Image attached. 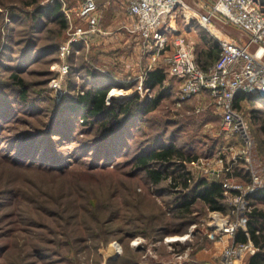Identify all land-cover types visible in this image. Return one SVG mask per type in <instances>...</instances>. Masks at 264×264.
Listing matches in <instances>:
<instances>
[{
  "label": "rangeland",
  "instance_id": "374dc122",
  "mask_svg": "<svg viewBox=\"0 0 264 264\" xmlns=\"http://www.w3.org/2000/svg\"><path fill=\"white\" fill-rule=\"evenodd\" d=\"M49 1L0 0V264H133V260L135 264H155L156 260L157 264H169L175 254L185 253L178 250L187 244L196 249L214 247L216 259L232 239L215 236L209 224L227 213L208 210L197 201L190 214L180 217L182 214L170 207L176 194L162 184L164 191L150 186L144 174L132 167L131 158L142 142L154 146L173 141L186 154L197 156L195 166L186 163L194 176L202 174L201 167L215 168L222 158V175L247 184L241 141L223 133L220 115L207 92L178 102L179 82L168 76L164 85L152 92L144 83L141 93L136 92L139 79L145 78L155 63L142 41L120 28L124 14L105 5L107 0H96L102 13L99 31L75 46L68 80L81 92L80 84L89 85L86 75L92 69L108 81L109 90L123 89L126 98L138 94L145 100L160 94L158 104L138 121L139 128L134 127L133 136H127L112 158L98 155L93 145H88L94 131L86 132L80 122L75 129L65 128L69 117L66 105L71 104L69 81L66 97L58 102L49 89L57 50L67 39L70 24L67 18L65 28L54 18H34L35 11L47 8ZM59 1L64 19L68 11L73 25L86 26L74 12L81 0ZM184 1L194 8H200L198 3H211ZM180 21L178 30L194 42L199 62L215 59L219 46L213 35L193 26L184 30ZM213 23L224 33L240 34L222 19L214 18ZM208 43L216 44L211 58L206 55ZM13 74L24 83L26 98L15 85ZM113 101L121 100L108 103ZM243 107L259 148L257 152L254 141L252 162L260 171L264 168V108L249 102ZM55 117L61 131H66L63 137L50 133ZM118 138H114L116 144ZM28 145L32 147L27 151ZM246 201L250 208L264 211V197L252 194ZM225 206L231 208L227 200ZM185 235L186 239L173 242L174 248L163 243L167 236ZM113 242L118 245V255L108 259ZM152 251L158 258L155 261L147 258Z\"/></svg>",
  "mask_w": 264,
  "mask_h": 264
},
{
  "label": "built area",
  "instance_id": "2783aa9c",
  "mask_svg": "<svg viewBox=\"0 0 264 264\" xmlns=\"http://www.w3.org/2000/svg\"><path fill=\"white\" fill-rule=\"evenodd\" d=\"M197 5L200 8H194L184 0H126L125 13L132 18V22L122 28L142 41L145 52L151 57L150 61L155 63L153 68H163L168 77L177 79L180 95L178 102L201 92H208L220 115L223 133L235 136L243 145L241 153L246 162L248 183L223 175V196L231 204V208L225 218L209 224L215 236L220 238L227 235L232 242L214 261H192L194 264H235L258 250L247 231V213L250 207L246 198L264 188V168L258 171L253 165L254 140L246 116L235 106V100L243 94L264 106V0H211L209 4ZM65 12L70 23L68 36L58 47L57 62L52 67L55 75L48 82L56 102L66 96L65 79L70 71L69 58L77 52L75 44L86 41L99 31L100 21V9L96 0H81L74 9L85 27L73 25L70 14ZM214 18L233 25L239 31V36L216 28ZM180 19L184 30L190 26L195 30H206L217 41L219 56L206 69H201L196 63L194 42L178 30ZM143 79L144 77L139 79L136 89L138 93L142 91ZM124 93L123 89L111 88L106 97L107 103L111 99L126 98ZM197 160L191 161V165L195 166ZM221 163L222 158L215 163V168L201 167V173L206 178L219 177L224 171ZM239 229L247 235L245 242L233 241V236ZM186 238L187 235L167 236L163 241L171 244L177 239L180 241ZM113 243L117 245L116 242ZM188 251L175 254L178 263L181 264L183 259L188 258ZM115 254H118V250Z\"/></svg>",
  "mask_w": 264,
  "mask_h": 264
},
{
  "label": "trees",
  "instance_id": "16d2710c",
  "mask_svg": "<svg viewBox=\"0 0 264 264\" xmlns=\"http://www.w3.org/2000/svg\"><path fill=\"white\" fill-rule=\"evenodd\" d=\"M49 2V8L47 7L35 11L33 15L34 18L35 16L36 18H41L42 16L46 18H54L60 22L63 28L67 27V19L66 16L64 19L62 14L60 1L50 0ZM77 44H75V46H77ZM208 46L209 49L206 51V55L211 58L212 49L216 47V44L213 43L210 45V43H208ZM215 51L217 52L216 58L213 60L209 59L205 63H201V61L199 62V59L196 58L195 52L197 65L201 69H206L218 58L220 51L219 47L216 48ZM86 76L89 85L86 82L81 83V92L75 89V84L71 83V79L68 80L69 74L66 77V86L69 81V87L72 91L70 93L71 100L69 101L71 104L66 105V107L69 108V117L72 113L77 115L75 119L67 116L68 122L67 120L65 121V128L69 130L75 129L74 126L76 122H80L81 125L87 127L85 128L86 132H95V136L88 140V145H93L92 148L96 150L98 155L105 153L106 158H112V152H114L113 154L118 152L120 144L126 142L127 136H133L134 127L136 126V128H139L138 121L143 120V117H145V115L158 104L160 101V94L153 98L149 95V99L147 97L145 100H141L138 94H134L121 101L107 103L106 97L109 91V84L107 85L106 83H108V81L104 78L101 79V76L92 69H90ZM167 76L168 74L163 68L157 67L148 70L143 82L144 88L147 91L152 92L156 88L164 85ZM11 77L15 80V85L18 87V90L21 91L22 97L26 98L24 83L16 74H13ZM83 88L85 89L83 90ZM244 102H249L253 105L256 103L253 98L246 95L242 94L237 96L235 106L242 110L244 114ZM2 108V99L0 98V109L2 110ZM55 118L54 122L51 121L52 129L50 133L54 131L55 133L53 134L58 135V138L60 136L63 137L66 131H61L60 127H58L60 124L59 119L57 117ZM118 136L119 144H116L114 138ZM252 138L255 141L256 150L258 152V143L254 133ZM140 145L141 149L136 150L131 158L132 167L138 172L144 174V177L148 180L150 186L155 185L160 187L161 191H164L165 188H162V184L165 185L171 193L176 194V197L172 199L173 204H170V207L173 211L181 213L182 215L180 217L190 214L192 205L197 201L202 203V205L208 210L227 213L228 210L225 206L221 182L223 175L212 178H206L205 176H202V174L199 177L194 176V172L186 167V163L197 160V156L186 154L183 149L178 147L173 141L159 143L154 146L147 142H142ZM31 147L32 146L28 145L26 150H30ZM113 147L116 148L111 151L110 149ZM253 196L258 199L264 197V188L253 194ZM247 216V231L249 238L258 250L254 254L245 257V264H264V225H262L264 224V211L252 207L249 209ZM161 229H163L164 232L166 230L165 227H162ZM167 233L168 232H166V234ZM246 240L247 235L241 229L235 232L233 236L234 242H245ZM177 246H179V244ZM185 247L186 246H182L178 251L183 252ZM195 247L194 249H196ZM132 263L135 264V261L133 260Z\"/></svg>",
  "mask_w": 264,
  "mask_h": 264
},
{
  "label": "crops",
  "instance_id": "0c3cea01",
  "mask_svg": "<svg viewBox=\"0 0 264 264\" xmlns=\"http://www.w3.org/2000/svg\"><path fill=\"white\" fill-rule=\"evenodd\" d=\"M115 3L116 4L118 3V6L114 5ZM109 4L111 5V7L113 9L115 8V10H117V12L120 11V13L124 14V18H122L120 22L118 21L119 22L118 24L123 23V24H121L120 28H122L123 25L129 24L132 22V18L129 17L127 14L125 15L126 0H107L105 2V5H109ZM100 14H102L101 11H100ZM100 18H101V16H100ZM261 107L264 108V106H261ZM164 244H168V243H164ZM168 245L173 247V248L176 246L175 243H171ZM147 250L151 251L152 249L147 248L146 251ZM185 250H189L188 252H190V254L188 253L189 254L188 258H185L186 260L183 259L181 264H194L193 262L198 263V262H203V261H214V259H215V252H214L215 248L211 247V246H206V247H201L199 249H194L193 245L191 246V244H187L183 251H185ZM148 253H149V255H147V258H149V260L150 259L151 260L158 259L153 251L151 253L150 252H148ZM175 257L176 256H174V259L172 258L170 260L169 264H180V263H178V260L175 259ZM156 262H157V260H156ZM156 262H154V263L157 264ZM159 262H160V260H159ZM243 263L245 264V260L241 259V260H238L235 264H243ZM161 264H168V263L161 262Z\"/></svg>",
  "mask_w": 264,
  "mask_h": 264
},
{
  "label": "bare ground",
  "instance_id": "6f19581e",
  "mask_svg": "<svg viewBox=\"0 0 264 264\" xmlns=\"http://www.w3.org/2000/svg\"><path fill=\"white\" fill-rule=\"evenodd\" d=\"M118 250V247H117V245L116 244H111V246H110V248H109V250H108V252H107V255L106 256H114V253L116 252ZM105 256V257H106Z\"/></svg>",
  "mask_w": 264,
  "mask_h": 264
},
{
  "label": "water",
  "instance_id": "95a60500",
  "mask_svg": "<svg viewBox=\"0 0 264 264\" xmlns=\"http://www.w3.org/2000/svg\"><path fill=\"white\" fill-rule=\"evenodd\" d=\"M113 100V99H112ZM120 100H122V99H120ZM118 254H115L114 256H108L107 258L108 259H115V257L117 256Z\"/></svg>",
  "mask_w": 264,
  "mask_h": 264
}]
</instances>
